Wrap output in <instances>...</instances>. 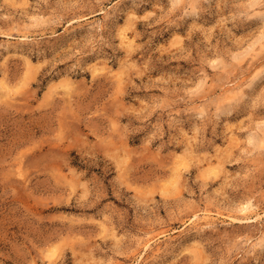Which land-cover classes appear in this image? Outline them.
<instances>
[{
  "label": "rangeland",
  "instance_id": "1",
  "mask_svg": "<svg viewBox=\"0 0 264 264\" xmlns=\"http://www.w3.org/2000/svg\"><path fill=\"white\" fill-rule=\"evenodd\" d=\"M0 264H264V0H0Z\"/></svg>",
  "mask_w": 264,
  "mask_h": 264
},
{
  "label": "bare ground",
  "instance_id": "2",
  "mask_svg": "<svg viewBox=\"0 0 264 264\" xmlns=\"http://www.w3.org/2000/svg\"><path fill=\"white\" fill-rule=\"evenodd\" d=\"M125 38H127V37L125 36Z\"/></svg>",
  "mask_w": 264,
  "mask_h": 264
}]
</instances>
